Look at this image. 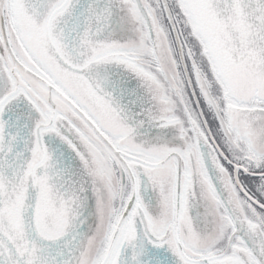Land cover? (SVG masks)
Wrapping results in <instances>:
<instances>
[{
	"label": "snow or ice",
	"instance_id": "snow-or-ice-1",
	"mask_svg": "<svg viewBox=\"0 0 264 264\" xmlns=\"http://www.w3.org/2000/svg\"><path fill=\"white\" fill-rule=\"evenodd\" d=\"M0 264H264V0H0Z\"/></svg>",
	"mask_w": 264,
	"mask_h": 264
}]
</instances>
